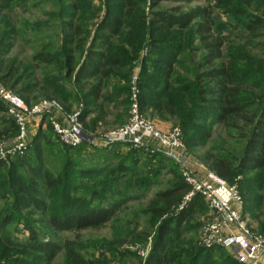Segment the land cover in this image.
I'll return each instance as SVG.
<instances>
[{"label": "trees", "instance_id": "obj_1", "mask_svg": "<svg viewBox=\"0 0 264 264\" xmlns=\"http://www.w3.org/2000/svg\"><path fill=\"white\" fill-rule=\"evenodd\" d=\"M30 1L0 0V81L28 104L56 98L66 113L83 104L84 131L105 133L127 122L131 75L138 58L142 59L138 82L142 113L180 127L187 146H205L215 126L239 141L235 153L214 138L203 159L209 170L230 183L243 173L252 187L246 194L259 192L245 197L243 216L250 210L257 225L252 232L264 237V0H214V5L186 10L180 5L158 8L168 0H118L117 5L107 0L101 20L100 6L93 0H74L59 11L62 32L57 41L37 43L26 59L18 53L9 56L16 44L10 40L18 39L15 33L21 31L13 24L18 22L15 14ZM175 1L190 4L194 0ZM145 5L152 9L150 19ZM227 7L225 12L233 11L244 20L242 43L236 45L227 43L215 21L213 10ZM162 29L173 33L166 38L147 37ZM190 36L197 43H186ZM145 47L149 54L142 57ZM6 114L7 105L0 100L2 140L15 138L18 132L14 119ZM41 117L51 125L47 113ZM52 145L55 142L41 132L32 138L26 177L20 173L22 161L0 160V203L12 195L10 204L0 205V264H51L61 250L57 243L39 236L53 233L29 223L26 238L21 243L13 241L9 225L19 214L13 208L44 212L46 216L36 222L55 231L99 228L121 221L120 214L131 209L127 203L140 199L143 191L157 183L161 171L170 175L166 186L144 205L132 208L130 218L120 225L123 229L114 227L112 240L93 242L101 253L96 255L94 250L84 257L69 243L64 247L66 264H109L103 262L107 258L123 264L113 261L119 256L135 264H245L230 248H207L200 243L199 223H194L193 216L201 208L202 197L197 194L186 207L177 209L191 186L172 159L161 153L154 159L144 149L124 150L122 143L98 146L84 141L75 147L61 144L60 167L51 169L44 164L43 151ZM96 185H110L111 195L103 197ZM85 189H91L90 193ZM90 195L99 200H87ZM150 236L151 248L143 258L140 251ZM17 244L37 256L11 261L7 248Z\"/></svg>", "mask_w": 264, "mask_h": 264}, {"label": "rangeland", "instance_id": "obj_2", "mask_svg": "<svg viewBox=\"0 0 264 264\" xmlns=\"http://www.w3.org/2000/svg\"><path fill=\"white\" fill-rule=\"evenodd\" d=\"M73 1L74 0H31L28 3V6L24 11L18 10L17 13L15 14V16L18 19V22H14L13 24L21 31L20 33L18 32V34L15 33L18 39L10 40L11 43H16V44L9 52V56L15 55L16 53H18L20 58L26 59V57L32 53L33 48L35 47L37 43H46L50 40L57 41L62 32V30L59 28V19H60L59 11L61 10V7L63 5H66V7H68V5H72ZM93 2L96 5L100 6L101 10L99 11V15H100L99 17L101 20V18L104 17L107 13L106 5H108L109 2H107V0H93ZM117 4H118V0H113L112 2H110V5H117ZM209 4L214 5V0H194L190 4H184L182 2H177L175 0H168V1L162 2L158 8L172 9L173 7L180 5L182 6L183 10H186L189 8H194L197 6H205ZM145 6H146V12L148 15V19H150L152 9L150 8V6H147V5ZM228 7H227V10L225 9L223 10L221 8H215L213 10L215 21H216V24L219 23V25L222 27L220 28L221 33L227 36V43H233L234 45H236L237 43H242V38H241L242 33L241 32L243 31L242 28H243L244 20L241 16H238L235 13H233V11L225 12V11H228L229 9ZM38 25H40L42 29ZM95 27L97 26H94V28ZM93 31L94 29L92 30V33ZM172 33L173 31L162 29L160 31L151 32L150 35L147 37L150 38L151 36H153V37L166 38L169 35H172ZM185 36H189L188 33H185ZM195 39L196 38L194 36L192 38L190 36V38L189 37L186 38L185 42L186 43H197ZM189 40H192L193 42H189ZM148 49L149 48L145 47V49L141 53L142 57H146L149 54ZM140 61H142V59L138 58V62L137 64L134 65L132 74L134 73L136 68L140 69V66H141ZM139 74H140V71H139ZM138 82H139V79H138ZM130 85H131V81H130ZM138 87H139V83H138ZM55 99L54 98L53 99L52 98H42L38 102L42 100H55ZM56 101L60 103V101H58L57 99ZM29 104H35V103H29ZM80 105L83 106V104H76L75 109H72L68 113L73 112L74 110H77V108ZM142 114L144 116L151 118V116L146 115V113H142ZM6 115L8 116V114ZM51 116L55 117L56 115L52 113ZM38 118L42 120V123H43L42 127L40 126L42 123L39 122ZM38 118L37 117L32 118L28 122L29 142L39 132H41L43 136L44 135L48 136L49 139L54 141L55 145H52L50 149L44 148V151H43L44 152V164L51 169H56V168L58 169L60 167L59 161L61 159L60 157L61 155L59 151L62 150L61 144L64 145V143L61 142V140L59 139L55 131L48 128L51 125L48 126V123L46 120L44 121L42 117H38ZM151 119L155 121L158 128H160L163 131H167L175 127V126H172V127L167 128L166 126H164L165 124H162V122H160L159 119L158 120L156 118H151ZM232 133H235V132L232 131ZM214 138L215 140L219 139L220 143L223 142L225 146L230 148L233 152L235 153L239 152V144H238L239 141H237L236 139L228 138L227 135L224 134L223 131L217 130L216 126L212 128V134L209 137V142L205 146H195V145L187 146L184 140L185 137L182 135L184 149L180 152L181 153L180 162L173 161L177 165L178 170L182 174V176L184 174L183 172L184 169L194 173L198 178H204L205 175L208 173V171H211L208 169V165L206 161L203 159V156L206 153L208 147L211 145V143H213ZM13 139L14 138H9L5 140H10L9 142H11ZM42 143L44 144V142ZM123 147L121 148L124 150L125 149L129 150L131 148L130 146L125 145V144ZM145 152L148 155L153 156L154 159H156V157L154 156L156 153H151L149 151H145ZM8 158L9 159L14 158L16 160L18 159L19 161H22L21 163L23 164L21 167L22 169L20 168L21 169L20 173L26 177L27 176L26 174L27 165L25 163L26 161H28V163L32 161L31 160L32 157L29 152V147L26 150H24L22 153L17 152L13 155H9L7 159ZM17 167H19V165ZM251 175L252 173L248 172L247 177H251ZM169 177L170 175L167 174V172L161 171L157 176V183L150 185V187H148L146 191H143L144 195L140 199H133L127 203V205L131 207V209H128L126 212L120 214L119 219H121V221L119 220L118 222L116 221L107 222L106 224H104L103 226L99 228H92V229L89 228V229H84V230H79V231L77 230L55 231L53 228H51L50 226L46 225L43 222H36L38 219H42L46 216L44 212H40V211L34 210L33 208H26V207H20V209L17 207L16 209L13 208L14 211H17L19 213L18 216L20 217L17 216L14 219L13 223L9 225V228L12 234L11 236L12 240L17 243H21V241H23L24 238H26L27 236L25 224L29 223L31 226L43 228L53 233V236L52 235H42V234H39V236L43 237L45 240H50L60 245L61 250H59V252L56 254L51 264H66L67 250H65L64 247L69 245V243L72 244L73 249L75 248V250L78 251V253H80L81 255H86L84 257H89L88 254L86 253H89V254L91 252L93 253L94 250L96 251V255H97L101 253V249L93 248V242L97 241V243H99L100 240L102 239H105L104 241L112 240L114 238L115 232L117 231L116 229H114V227H120L119 231L122 230L123 228L120 225L126 223V221H124L123 223V220H125V218L126 220L127 218H130L129 215H131L130 213L132 212V208L135 209L139 205H144V203H146V201L149 200V198L153 195V193L157 189L163 188L166 186V181ZM245 179L247 178L244 177L243 173L242 174L240 173L235 178L234 182L230 183L227 180L226 182L230 185H236L237 188L240 189V193L242 197L244 198V202L246 203L245 197H249L251 195L255 196L259 192L258 193L253 192V193L246 194V192L247 193L251 192L252 187H249L250 183L247 184L246 183L247 181ZM184 181L186 182L185 179ZM104 186L96 185L95 188L98 191H102L103 197H105V195L109 197L111 195L110 189H109L111 186L106 185V188H104ZM112 189H114V186L112 187ZM85 190H86V193H90L91 191V189L89 190L85 189ZM80 193H83V192H80ZM90 196L91 197L88 198L87 200L89 199H92L93 201L99 200V197H94L92 195ZM200 196L202 197L201 202L199 203L201 208L199 209V211H196L194 213L193 221L194 223L195 222L199 223L197 227L198 234L197 232L195 234L200 236V239H201V233H202L204 224L207 222L209 218V209H208V204L206 200L203 198L202 195ZM4 201L5 203L10 204L12 201V195L9 196L7 200L1 201L0 205H3ZM189 203L190 201H186V197L184 196L180 204L178 205L177 209H179L182 205H185L184 207H186ZM247 203L249 205V202ZM28 211H33V214L32 213L29 214ZM250 213H251L250 210H247L243 218L245 219L247 225L249 224L248 227L251 228L252 230V229H255L257 225H256V222L252 219V215ZM140 221L142 222V224H144L143 223L144 218H141ZM142 224L140 227H142ZM151 243H152V238L150 236L148 240L146 241V243L143 245L142 250L140 251L143 258L146 257L147 254L149 253V250L151 248ZM134 248H135L134 246H130L129 249L134 250ZM7 251H8L7 255L9 259H11V261L14 259L17 260L18 258H22V257L24 258L28 257V259H31L37 256V254H35L34 252L25 251L21 249L20 244H17L15 246L14 245L10 246V248H7ZM110 259L111 258H107V260H103V262L114 264V262H110ZM116 260L118 261V263L123 261V264H135L134 260H132L131 258H127L125 256H121V257L119 256L117 259L113 261H116Z\"/></svg>", "mask_w": 264, "mask_h": 264}, {"label": "built area", "instance_id": "obj_3", "mask_svg": "<svg viewBox=\"0 0 264 264\" xmlns=\"http://www.w3.org/2000/svg\"><path fill=\"white\" fill-rule=\"evenodd\" d=\"M139 71L140 69L136 68L130 80L127 122L98 134L84 131L80 120L82 105L77 110L66 113L56 100L27 104L19 94L0 81V100L7 105V112L18 128L17 135L11 142L0 139V160L26 150L30 145L28 122L47 113L53 130L65 145L75 147L84 141L100 145L122 143L151 153H161L175 162H180V152L184 149L180 127L175 126L163 131L158 128L155 121L141 112ZM53 111H57L61 117L58 119L51 116ZM183 172L184 179L191 186V190L185 195L186 201H190L195 194H200L208 204L209 218L204 224L200 243L207 248L213 246L230 248L240 261L247 264H262L260 259L264 254V237L252 232L243 218L244 198L237 186L228 184L213 171H208L204 178H198L186 169Z\"/></svg>", "mask_w": 264, "mask_h": 264}, {"label": "crops", "instance_id": "obj_4", "mask_svg": "<svg viewBox=\"0 0 264 264\" xmlns=\"http://www.w3.org/2000/svg\"><path fill=\"white\" fill-rule=\"evenodd\" d=\"M53 114H55L56 115V117L57 118H60L61 116L58 114V112L57 111H53ZM38 118V117H37ZM39 119V122L40 123H42V120H40V118H38ZM158 120V119H157ZM160 122H162V124H165L164 126H166L167 128H169V127H172V126H174L171 122H169V121H166V122H164V121H161L160 120ZM41 127L43 126V123L40 125ZM167 130V129H166ZM93 145H98V146H101L100 144H93ZM261 263L262 264H264V254L261 256Z\"/></svg>", "mask_w": 264, "mask_h": 264}]
</instances>
